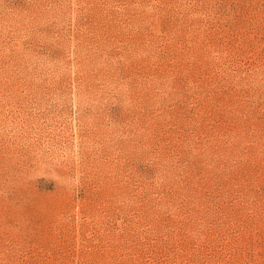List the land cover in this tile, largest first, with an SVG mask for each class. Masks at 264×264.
<instances>
[{"label":"rangeland","instance_id":"1","mask_svg":"<svg viewBox=\"0 0 264 264\" xmlns=\"http://www.w3.org/2000/svg\"><path fill=\"white\" fill-rule=\"evenodd\" d=\"M0 264H264V0H0Z\"/></svg>","mask_w":264,"mask_h":264}]
</instances>
